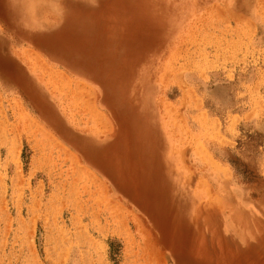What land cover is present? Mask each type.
I'll list each match as a JSON object with an SVG mask.
<instances>
[{
	"label": "rangeland",
	"instance_id": "obj_1",
	"mask_svg": "<svg viewBox=\"0 0 264 264\" xmlns=\"http://www.w3.org/2000/svg\"><path fill=\"white\" fill-rule=\"evenodd\" d=\"M0 264H264V0H0Z\"/></svg>",
	"mask_w": 264,
	"mask_h": 264
}]
</instances>
